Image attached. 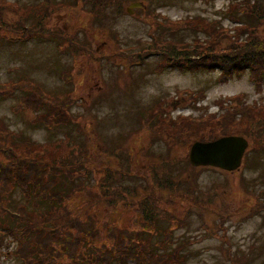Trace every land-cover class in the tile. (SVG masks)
<instances>
[{"label":"rangeland","instance_id":"1","mask_svg":"<svg viewBox=\"0 0 264 264\" xmlns=\"http://www.w3.org/2000/svg\"><path fill=\"white\" fill-rule=\"evenodd\" d=\"M40 1L0 0L1 15L8 23L0 25V82L31 81L42 85L50 97L75 98L74 105L65 113L69 115L66 122H70L60 129L51 119L54 126L50 127L41 119L47 114L45 110L36 114L27 107H17L19 100L14 98L0 100V126L5 123L41 147L47 142L53 147L59 145L62 138L68 142V150H62L58 156L65 157L68 164L82 161L81 158L83 162L73 172L74 180L62 169L65 190L88 184L91 179L90 189L97 191L94 180L101 181L113 171L119 180L115 184L129 187L130 191L115 186L110 189L112 196L108 201H112L100 204L97 211L106 223L127 228L132 221L127 204L139 198L146 206L156 202V208L165 213L157 220L160 228L153 236L152 246H159L163 232L176 217L170 230H174L172 236L177 243L165 248L173 250L181 244L190 264H264V144L258 142L264 130L258 123L264 124V116L259 118L254 113L251 120L240 124L241 133L228 135L244 137L249 142L242 166L234 172L192 167L188 162L194 143L214 141L223 135L208 131L189 139L182 135L196 125L203 130L216 120L231 122L235 107L264 104V83L259 92L250 72L241 79L225 82L221 70L182 71L169 67L163 56H152L142 65H134L128 58L154 42L162 45L168 40L177 46L187 43L188 50H193L197 39L204 42L213 32L209 24L215 27L219 22L230 27L233 19L241 18L243 9L234 4L236 0H122L120 6L113 0L104 8L98 0H50L46 11L43 6L36 8ZM251 2L264 12V0ZM229 7L231 14H227ZM41 14L46 17L44 28L39 24ZM181 19L195 20L206 29L199 30L195 24L169 27L168 22ZM258 25L259 35L264 38V22ZM38 28L41 31L36 32L41 38L20 41L24 33ZM71 38L77 44L89 45L95 57L104 58L90 59L78 47L74 58L66 50ZM214 48H209L210 52ZM199 53L207 51L197 47L196 54ZM228 113L232 115L223 118ZM181 116H192L195 122L175 124L165 132L168 119ZM207 116L209 120L198 121ZM32 118L40 124H32ZM46 148L43 147L44 151ZM77 156L81 158L75 159ZM166 160L173 165L169 172L161 166ZM170 173L182 182L178 192L159 185ZM125 174L131 177L123 180ZM10 193L14 194V205L1 217L20 222L13 214L24 205L23 199L14 190L1 195L6 197ZM86 197L83 193L73 198L70 208L84 211ZM111 203L115 208L109 206ZM6 224L13 226L10 220ZM108 237L105 233L104 238ZM89 248L93 251L92 246ZM0 250V264H50L48 257L43 259L39 254L20 259L19 254L13 253L18 250L13 236L6 238ZM59 261L64 262L62 258Z\"/></svg>","mask_w":264,"mask_h":264},{"label":"trees","instance_id":"2","mask_svg":"<svg viewBox=\"0 0 264 264\" xmlns=\"http://www.w3.org/2000/svg\"><path fill=\"white\" fill-rule=\"evenodd\" d=\"M115 1V5L120 6L122 4V0ZM98 2L100 7L104 8L110 5L113 0H98ZM49 3L51 4L50 0H44V3H42L43 11L48 9ZM234 4L243 9L241 11L242 15H240L241 18L233 19L230 27H225L219 22L215 23V27L209 24L211 27L209 30L213 32H209V37L204 42H198L197 39V45L193 50H188L187 43L177 46L171 45L168 40L162 45L154 42L155 45L150 44L147 48H143V51L129 55L128 58L133 63L144 64L149 57L163 56L167 59L168 63L166 64L169 67L181 68L182 71L221 70L225 82L234 78L241 79L246 72H250L252 81L257 90L261 92L264 83V38L259 35L258 22L260 24L264 22V12H261L260 8L257 7L258 5L256 6V3L251 2V0H236ZM0 12V25L5 26L8 23L1 15L2 10ZM227 14H231L230 7ZM232 16L228 19H231ZM245 17L248 18L247 22L244 21ZM250 19H252L251 21L255 20L256 24L255 22H249ZM42 20L45 21L46 18ZM168 24L169 27L172 25V28L176 25L191 27L195 24L198 25L199 30L201 28L206 29L200 22L196 23L195 20L188 19L175 20L168 22ZM36 33V31H33L28 35L36 37V35H39ZM220 44L222 45L221 49H219ZM88 46L77 44L76 40L71 38L67 40L66 50L74 58H77L75 48L78 47L77 49L81 50L85 56L88 55L90 59H94L95 52ZM167 47H170V49H167ZM197 47L205 49L207 53L197 55ZM209 48H214V52H210ZM217 50L223 52H216ZM95 58L101 61L104 57L96 56ZM37 88V84H32L31 81L19 83L0 82V100L17 98L19 100L17 107L20 105L27 107L36 114H40L41 111L45 110L47 114L42 115L41 119L48 126H54L50 121L54 119L60 125V129L65 128L64 126L70 122H66L69 115L66 116L65 113L68 112L67 110L70 109L71 105H74L75 98H68L62 100V102H56L55 97L52 100L46 99V96L36 99L35 92ZM18 93H20V96ZM16 108H14L16 111L21 109ZM262 112H264V104H244L235 107L231 122H223L225 119L222 121L216 120L215 123H210V127L203 130L200 126L196 127V125L193 130H184L182 135L186 138L189 136L194 138L195 134L199 135L206 131L217 136L223 135V137L231 133L239 134L242 127L239 126L244 120H251L254 113L259 118L263 117ZM230 115L232 114L228 113L223 118ZM209 116L207 118L201 117L198 121L209 120ZM194 120L195 118L192 116H181L176 120L168 119L165 132L172 129L175 124L185 126L195 122ZM34 121L32 118V124H40V122ZM64 122L66 123L62 124ZM258 124L264 129V124ZM184 126L181 128L183 129ZM0 128V230L7 231L4 234L0 232V246L4 245L6 238L13 236L18 249L13 253L15 255L19 254L20 259L39 254L43 259L48 257L50 264H190L188 258L182 252L181 244L173 250L165 248L168 244L173 245L174 241L177 243L174 235L172 236L174 230H170L172 221L176 217H173L170 225L163 232L162 240L158 243L159 246H152L153 236L158 233L160 228L157 220L165 213V210L163 212V210L156 208V202L146 206L139 198L134 203L127 204L128 210L132 212V221L129 227L123 229L117 225L106 223L97 214L100 204L108 201L112 196L110 191L112 187H123L124 191H130L129 187L115 184L119 180L112 168L110 169L112 171L110 175L105 176L101 181L94 180L96 181L95 187L98 186L97 191L90 189L92 187L89 185L91 179H88V184L79 185L71 191H68L69 189L65 190L67 185L66 180L61 178L63 176L62 169H64L70 180H74L73 172L79 170L83 162V158L77 156L75 159L81 158L82 161H72L68 164L65 162V157L58 156L62 150H68V142H65L62 138L59 145L55 144L53 147L51 142H47V145L44 144L41 147L39 143L31 142L26 136H20L18 131L15 132L7 127L5 123ZM248 136H250V133ZM203 139L199 138V140ZM258 142L264 144V130L262 131V140ZM46 146V151H44L43 147ZM34 147L37 148L34 149ZM54 152H56L55 155ZM73 154L70 153V156ZM161 166L166 168L168 172L173 170L170 160L164 161ZM157 170L158 168H155L154 173ZM85 175L88 176V173H85ZM172 176L173 174L170 173L164 181H160L159 185L162 188L178 192L182 182ZM129 177H131L129 174H125L123 180ZM11 190L19 191L23 199L24 205L17 209L19 206L17 204L15 208L17 213L13 214L14 217L20 219V222L13 218L1 217V213L4 214L9 211L14 205L11 197L14 194L10 193L6 197L1 195ZM192 191L194 192V189ZM83 193L88 196L84 204L85 209L82 212H76L70 208L69 201L76 196H81ZM135 195L138 198L137 193ZM109 206H113V203ZM113 208H115V205ZM9 220L13 223V226L6 224ZM9 232H12V234H8ZM105 233L108 234V239L104 238ZM86 245L92 246L93 251L90 250L89 246L85 247ZM0 253L3 252L0 250ZM60 258L64 262H60ZM39 261L41 262V260Z\"/></svg>","mask_w":264,"mask_h":264},{"label":"water","instance_id":"3","mask_svg":"<svg viewBox=\"0 0 264 264\" xmlns=\"http://www.w3.org/2000/svg\"><path fill=\"white\" fill-rule=\"evenodd\" d=\"M133 6L136 7L135 4ZM248 146V141L240 136L222 137L211 142H196L191 147L189 160L194 167L212 166L235 171L240 168Z\"/></svg>","mask_w":264,"mask_h":264}]
</instances>
